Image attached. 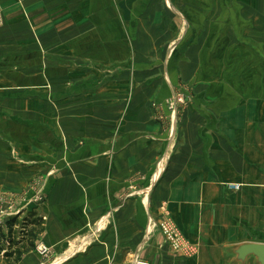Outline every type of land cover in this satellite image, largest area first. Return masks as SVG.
<instances>
[{"label":"rangeland","instance_id":"374dc122","mask_svg":"<svg viewBox=\"0 0 264 264\" xmlns=\"http://www.w3.org/2000/svg\"><path fill=\"white\" fill-rule=\"evenodd\" d=\"M30 10L26 20L32 37L21 43L31 52L3 56L0 63L31 65L24 72L5 73L9 79L13 74L46 82L42 95L57 108L56 122L41 133L49 162L67 165L74 155L66 145H102L89 134L111 131L113 141L124 127L132 135L137 126L153 124L172 143L181 117L189 112L208 114L212 129L217 115L230 112L234 103L249 95L264 98V0H33ZM5 16L0 5V27ZM0 32L7 33L4 28ZM164 158L158 162L160 171ZM47 166L46 173L16 192L0 189V264H51L56 259L55 250L39 240L46 217L38 205L57 172L51 163ZM231 185L226 186L233 190ZM167 222L149 218L147 233L158 230L173 251L194 255L177 229L175 240L161 225L158 229L157 224ZM241 228L251 232L246 222L235 226ZM255 239L227 244L223 264H259L254 256L240 260L234 250L245 242H264ZM138 261L151 264L136 254L129 264Z\"/></svg>","mask_w":264,"mask_h":264},{"label":"crops","instance_id":"0c3cea01","mask_svg":"<svg viewBox=\"0 0 264 264\" xmlns=\"http://www.w3.org/2000/svg\"><path fill=\"white\" fill-rule=\"evenodd\" d=\"M32 2L0 0L7 15L0 27L7 31L0 32V61L31 52L21 40L32 37L26 20ZM30 67L0 63V189L16 192L46 173L49 163L55 166L53 186L38 205L46 217L40 243L55 250L51 264H129L132 254L151 264H223L225 246L233 240L264 239V98L249 95L234 103L230 112L217 115L212 129L208 114L189 112L172 143L153 124L137 126L132 135L124 127L113 141L111 131L91 133L102 145H66L74 157L65 165L47 161V138L41 136L57 120L54 102L42 95L46 82L5 74ZM230 183L240 187L231 190ZM149 218L168 220L194 255L173 251L158 230L148 234ZM240 222L251 232L235 229Z\"/></svg>","mask_w":264,"mask_h":264},{"label":"water","instance_id":"95a60500","mask_svg":"<svg viewBox=\"0 0 264 264\" xmlns=\"http://www.w3.org/2000/svg\"><path fill=\"white\" fill-rule=\"evenodd\" d=\"M234 250L242 261L254 256L259 264H264V242H245L236 246Z\"/></svg>","mask_w":264,"mask_h":264},{"label":"built area","instance_id":"2783aa9c","mask_svg":"<svg viewBox=\"0 0 264 264\" xmlns=\"http://www.w3.org/2000/svg\"><path fill=\"white\" fill-rule=\"evenodd\" d=\"M234 189H238L240 187L239 184H232L231 185ZM162 230L167 234L168 238H172L173 240H175L176 238V228L174 226H172L169 222L161 224ZM137 264H143L142 262L139 263V261L137 262Z\"/></svg>","mask_w":264,"mask_h":264},{"label":"trees","instance_id":"16d2710c","mask_svg":"<svg viewBox=\"0 0 264 264\" xmlns=\"http://www.w3.org/2000/svg\"><path fill=\"white\" fill-rule=\"evenodd\" d=\"M12 223H13V221L9 222V224H11V225H12ZM2 234H3L2 231H0V235H1V236H3ZM12 240H13V239H12Z\"/></svg>","mask_w":264,"mask_h":264}]
</instances>
